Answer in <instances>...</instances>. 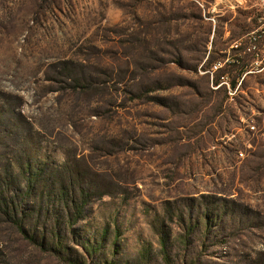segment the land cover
Instances as JSON below:
<instances>
[{"label":"rangeland","instance_id":"rangeland-1","mask_svg":"<svg viewBox=\"0 0 264 264\" xmlns=\"http://www.w3.org/2000/svg\"><path fill=\"white\" fill-rule=\"evenodd\" d=\"M259 13L256 0H0L5 202L29 217L43 182L72 173L94 192L60 236L97 247L91 264H160V236L176 264H264V61L243 53ZM2 203L0 264H66Z\"/></svg>","mask_w":264,"mask_h":264},{"label":"trees","instance_id":"trees-1","mask_svg":"<svg viewBox=\"0 0 264 264\" xmlns=\"http://www.w3.org/2000/svg\"><path fill=\"white\" fill-rule=\"evenodd\" d=\"M217 85V80L214 82ZM234 82H230V88H235ZM77 176L73 175L72 173H68L67 178L63 180H59L53 188H50L47 185V182L44 181L43 190L37 197V202L39 204L37 208V212L29 217L26 215L18 217L19 209L16 203L10 198L8 202L4 197V193L0 191V205L1 201L4 205L5 209L3 213L5 216L8 217L9 221H11L17 228V230L31 239L33 242L39 244L42 248H45L47 251L52 252L55 254L60 260H62L66 264H91L88 262V256H91V252H96V248L93 245H89L90 247L82 246L81 249L83 254H80L78 248L74 244H71L70 241L66 240L65 238L67 233L63 231V235L60 236V229L64 227L63 230L71 231L72 227L82 218L84 213L85 206L91 201L92 187H82V185H77ZM29 182H32L30 180ZM32 185L27 184V191L29 188L32 189ZM51 186V185H50ZM47 191V195H43L44 190ZM29 193V192H28ZM97 196H100L98 193ZM48 201L50 202V209L54 208L56 205L58 206H65L66 210H62V215L55 214V212L51 213L52 211L49 208L43 209L45 203ZM48 206V205H47ZM1 209V208H0ZM2 212V210H1ZM30 221H34V225L27 226L26 219ZM28 220V221H29ZM50 220H53L54 224L57 223L55 226L53 223V231H48V225H50ZM27 221V222H28ZM61 222V223H59ZM61 224V226H60ZM206 225V223H205ZM33 226V227H32ZM193 232L191 227H187V233L181 237L178 243L184 245V253L187 252L188 245L190 244V235ZM158 252L159 258L157 262L160 264H176V258L179 255H172V244L168 242V237L165 238L160 236L158 241ZM149 248L144 249L141 252V259L143 261H148L149 259ZM144 258V259H143ZM150 263L154 262L152 258L150 259ZM103 264H116L113 261L105 262Z\"/></svg>","mask_w":264,"mask_h":264},{"label":"built area","instance_id":"built-area-1","mask_svg":"<svg viewBox=\"0 0 264 264\" xmlns=\"http://www.w3.org/2000/svg\"><path fill=\"white\" fill-rule=\"evenodd\" d=\"M256 4L258 5L259 10H260L259 17L257 20L258 26L256 29L249 32L244 37V39L246 40L247 46L243 53L248 54L251 57V60L248 64L249 67H251L254 63L257 64L258 62L262 64L264 61V0H256ZM215 8L216 6H214L212 11H216ZM210 20L214 21V16L211 17ZM239 46H241V40L234 42L232 45V48L238 49ZM249 73H251L250 69L246 72V74H249Z\"/></svg>","mask_w":264,"mask_h":264}]
</instances>
